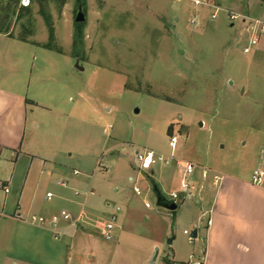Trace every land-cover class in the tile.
<instances>
[{
  "label": "rangeland",
  "instance_id": "rangeland-1",
  "mask_svg": "<svg viewBox=\"0 0 264 264\" xmlns=\"http://www.w3.org/2000/svg\"><path fill=\"white\" fill-rule=\"evenodd\" d=\"M219 1L31 0L28 11L21 0H0V89L27 98L26 151L50 152L61 168L39 181L35 208L75 215L84 202L92 222L83 264H177L163 261L172 247L183 258L194 247L198 253L192 223L207 224L204 211L191 200L175 211L159 206L154 183L170 199L181 189L179 161L194 163L197 174L207 167L246 178L261 163L264 34L251 52L243 46L255 34L249 18H264V4ZM81 8L86 21L78 23ZM174 135L176 159L140 170L136 152L168 157ZM21 157L24 170L30 158ZM14 187L0 188V202L16 200ZM64 196L77 201L74 209ZM113 214L107 240L102 230Z\"/></svg>",
  "mask_w": 264,
  "mask_h": 264
},
{
  "label": "crops",
  "instance_id": "crops-1",
  "mask_svg": "<svg viewBox=\"0 0 264 264\" xmlns=\"http://www.w3.org/2000/svg\"><path fill=\"white\" fill-rule=\"evenodd\" d=\"M209 1L214 5H221L219 0ZM256 1L264 4V0ZM28 120L25 95L0 89V188L9 193L13 183L18 191L16 200L5 199L0 202L2 264H83L82 240L86 235L91 237L87 233V224L92 222L85 215L84 202L80 203L82 208L73 215L75 219H79L75 225L62 221L57 227H53L30 221L32 215L50 218L59 214L58 209L37 211L35 192L45 175H57L61 168L56 156L50 152L39 157L26 151L25 131ZM21 153L30 158L24 170L18 169L22 160ZM262 159L263 156L260 161ZM204 169L208 170L207 179L203 177V172L193 175L198 187L196 200L193 202L204 211L206 220L211 218V225L205 224L201 218L193 219L194 230H197V237L201 242L198 253L194 247L183 258L179 256V248L172 247V255L166 254L163 261L189 264H264V187L254 185L251 177L246 178L239 172L222 169L213 171L207 167L203 171ZM210 170L215 175L211 176ZM214 176L219 178L216 185L213 182ZM67 186L68 184L63 187ZM94 193V190L89 189L85 192L86 195ZM79 194L80 192L75 191V195ZM64 199L67 207L74 209L71 205L77 201L66 196ZM63 210L71 213L67 208H62L61 212ZM103 227L105 228V224ZM193 231L192 238H197L193 237ZM176 239L175 236L172 240L173 246ZM93 257V253L89 255V258ZM158 257L159 254H156L153 262Z\"/></svg>",
  "mask_w": 264,
  "mask_h": 264
},
{
  "label": "built area",
  "instance_id": "built-area-1",
  "mask_svg": "<svg viewBox=\"0 0 264 264\" xmlns=\"http://www.w3.org/2000/svg\"><path fill=\"white\" fill-rule=\"evenodd\" d=\"M196 4L203 3V0H194ZM21 4L23 6H29L31 4V0H21ZM216 14H213V17H215ZM231 18H236V15L232 14ZM250 23L252 24L251 27L254 29L255 34L251 37L250 42L247 45L243 46L244 52L249 53L252 50V47L254 45H257L259 41V36H257L258 32L260 31L261 34H264V18H249ZM193 24H196L195 19H192L191 21ZM242 46L241 44H239ZM178 138L177 136H171L170 138V146L172 147V153L170 156H164L161 153H157L152 150H143V151H137V162L138 167L140 170H151L152 167L159 162H169V159L175 160V148L177 146ZM263 153V159L261 163L253 170L251 181L254 185L264 187V150ZM168 158V159H167ZM178 166L181 168V189L178 191H173L170 194V199L174 200L178 205L182 202H185L187 200L195 201L197 196L198 187L196 186L193 175L195 174L196 165L190 161H179ZM74 174L78 175L79 171L75 170ZM203 177L205 179L208 178V170L204 169L203 171ZM133 180V178H132ZM219 178L217 176H214L213 182L216 185L218 183ZM62 186H66L67 183L65 181L58 182ZM134 190L137 194H141V188L139 186H135ZM8 191V189H6ZM53 194L52 192L47 193V198L50 200L52 199ZM147 207H150L151 204L149 202L146 203ZM118 211L121 210V207L118 206L116 208ZM206 216V214H205ZM118 217L117 214H113L111 216L110 222H108L103 230L104 237L107 240L113 239V230L115 227V222L117 221ZM30 221L33 223L39 224V225H51L53 227H57L58 224H60L62 221H65L67 223H70L71 225H75L79 222V219H75L71 213L68 211L63 210L59 214H55L52 217L48 218L43 215H32ZM211 218L207 220V224L211 225ZM185 234H189L188 230L184 231ZM192 238V237H191Z\"/></svg>",
  "mask_w": 264,
  "mask_h": 264
},
{
  "label": "water",
  "instance_id": "water-1",
  "mask_svg": "<svg viewBox=\"0 0 264 264\" xmlns=\"http://www.w3.org/2000/svg\"><path fill=\"white\" fill-rule=\"evenodd\" d=\"M85 21H86V17H85L83 9L81 8V10L79 11L76 17V22L83 23ZM77 67L81 69L78 63H77ZM200 124L202 125L203 122H200ZM154 193L157 196V204L159 206L164 207L165 209H168L171 211H175L178 208V204L172 199H167L156 183H154ZM193 237H197V230L193 231ZM169 243L170 244L172 243L171 239L169 240Z\"/></svg>",
  "mask_w": 264,
  "mask_h": 264
},
{
  "label": "trees",
  "instance_id": "trees-1",
  "mask_svg": "<svg viewBox=\"0 0 264 264\" xmlns=\"http://www.w3.org/2000/svg\"><path fill=\"white\" fill-rule=\"evenodd\" d=\"M35 1H37V0H35ZM41 1H43V0H39V2H41ZM24 8L26 9V10H30V8L28 7V6H24ZM0 31L2 32L3 30L0 28ZM52 32H53V30H52ZM5 33H8L9 34V30H7L6 29V31H5ZM11 35V34H10ZM23 40H25V38H23V37H21ZM168 263V262H167ZM177 264H189V263H185V262H177Z\"/></svg>",
  "mask_w": 264,
  "mask_h": 264
}]
</instances>
